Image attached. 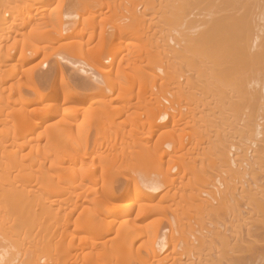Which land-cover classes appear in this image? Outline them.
Segmentation results:
<instances>
[{
  "label": "bare ground",
  "instance_id": "6f19581e",
  "mask_svg": "<svg viewBox=\"0 0 264 264\" xmlns=\"http://www.w3.org/2000/svg\"><path fill=\"white\" fill-rule=\"evenodd\" d=\"M0 264H264V0H0Z\"/></svg>",
  "mask_w": 264,
  "mask_h": 264
},
{
  "label": "rangeland",
  "instance_id": "374dc122",
  "mask_svg": "<svg viewBox=\"0 0 264 264\" xmlns=\"http://www.w3.org/2000/svg\"><path fill=\"white\" fill-rule=\"evenodd\" d=\"M90 83V82H89ZM89 83L86 81V85L88 84L89 85ZM83 85V86H86V85ZM79 86V88H83V86H81V85H78ZM90 86H92V85H90ZM56 119V118H55ZM40 129H43V127H41ZM97 133V131L96 130H94V129H90V131H89V133H88V141L91 143L95 138H96V134ZM85 134V129L83 128V129H77V128H73L71 131H70V141H73V142H77L78 141V139L80 138V136H82V135H84ZM97 141H100L99 140V138L97 139ZM72 142V143H73ZM99 143V142H98ZM103 146H104V144H103ZM101 157L103 158L102 160H111L112 158V153H111V151H109V149H107V148H102V150H101Z\"/></svg>",
  "mask_w": 264,
  "mask_h": 264
}]
</instances>
